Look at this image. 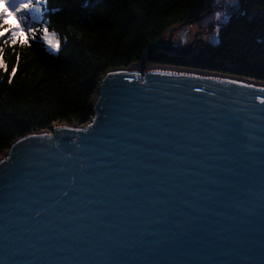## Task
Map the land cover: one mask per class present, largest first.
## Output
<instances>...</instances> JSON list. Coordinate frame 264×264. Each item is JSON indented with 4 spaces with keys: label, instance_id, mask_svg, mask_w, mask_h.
<instances>
[{
    "label": "water",
    "instance_id": "obj_1",
    "mask_svg": "<svg viewBox=\"0 0 264 264\" xmlns=\"http://www.w3.org/2000/svg\"><path fill=\"white\" fill-rule=\"evenodd\" d=\"M170 44L0 159V264H264V83L151 64Z\"/></svg>",
    "mask_w": 264,
    "mask_h": 264
},
{
    "label": "trees",
    "instance_id": "obj_2",
    "mask_svg": "<svg viewBox=\"0 0 264 264\" xmlns=\"http://www.w3.org/2000/svg\"><path fill=\"white\" fill-rule=\"evenodd\" d=\"M31 3L34 7L29 10L5 14L0 28V159L27 135L49 131L58 123L88 124L108 72L140 63L148 47L173 28L188 21L201 24L219 12H229V20L220 26L219 42L207 55L208 65L160 53L150 63L264 83V0ZM9 26L23 31L10 39ZM45 29L59 41L58 54L50 53L42 42Z\"/></svg>",
    "mask_w": 264,
    "mask_h": 264
},
{
    "label": "rangeland",
    "instance_id": "obj_3",
    "mask_svg": "<svg viewBox=\"0 0 264 264\" xmlns=\"http://www.w3.org/2000/svg\"><path fill=\"white\" fill-rule=\"evenodd\" d=\"M21 2H24V0H22ZM13 4L14 2H11L10 0H0V11H4L6 16H8L12 11ZM218 14H216L215 16L208 17L201 24L195 25L190 22L187 25H183V26L179 25L173 28L176 30L175 32H173L172 34L171 32H168L162 40L168 41L170 39L171 42L170 45L177 50L179 49L181 51L186 52L188 49H190L189 55L192 58H199L203 64H209L208 63L209 60L207 59L208 52L209 50L212 49L213 45L219 42L220 26L224 25L229 20V12L223 11V12H219ZM185 29L189 30L188 34H190V36L187 39L183 40V42H180L178 41V37L175 36L176 35L175 33L181 36V34L185 31ZM48 35L52 36L55 40H57V38L53 36V34L48 33ZM198 40H202V42L204 43L197 42ZM46 47L48 49L47 44ZM49 52L52 54L59 53V51H49ZM176 55L177 54H174L173 56ZM188 56L183 55L182 57H188ZM2 66L3 64L0 59V68Z\"/></svg>",
    "mask_w": 264,
    "mask_h": 264
},
{
    "label": "snow or ice",
    "instance_id": "obj_4",
    "mask_svg": "<svg viewBox=\"0 0 264 264\" xmlns=\"http://www.w3.org/2000/svg\"><path fill=\"white\" fill-rule=\"evenodd\" d=\"M34 5L31 3V0H29L28 3H16L14 5H12V12L13 14H18L22 11H26V10H29L31 8H33ZM219 15V14H218ZM6 19L5 17V13L4 11H0V28L3 27V21ZM10 28V32H11V35H10V39H15V37L17 36V34L21 31H23V29L21 28H17L15 26H9ZM33 32V29L32 28H28V33L29 35H31ZM54 36V34H53ZM5 43H7V40L4 41ZM27 41H25L26 43ZM42 42L43 43H46L48 45V49L49 51H59V47H60V43L59 41L55 40L52 36H49L47 34V29L44 30V34H43V38H42ZM13 74L15 73L16 69L14 68L13 70Z\"/></svg>",
    "mask_w": 264,
    "mask_h": 264
},
{
    "label": "flooded vegetation",
    "instance_id": "obj_5",
    "mask_svg": "<svg viewBox=\"0 0 264 264\" xmlns=\"http://www.w3.org/2000/svg\"><path fill=\"white\" fill-rule=\"evenodd\" d=\"M189 33V30L183 35V33L181 34V36L179 35V34H177V33H175L176 35V37H178V41H180V42H183V40H185V39H187L189 36H190V34H188ZM173 37H174V35H173ZM197 42H200V43H204V42H202V40H198ZM204 46H206V45H204ZM213 48H214V46H213ZM178 51H180V52H184V51H181V50H179L178 49ZM210 52V51H209ZM209 52H208V54H209ZM174 57H179V58H184V59H189V58H192L190 55L188 56V57H182L181 55H176V56H174ZM191 61H196V63L199 65V66H204V65H208V64H203L201 61H200V59L199 58H194V59H190ZM211 61V60H210ZM210 61H208V63H210Z\"/></svg>",
    "mask_w": 264,
    "mask_h": 264
}]
</instances>
